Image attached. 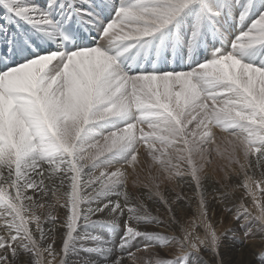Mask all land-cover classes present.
Segmentation results:
<instances>
[{
    "label": "snow or ice",
    "instance_id": "obj_1",
    "mask_svg": "<svg viewBox=\"0 0 264 264\" xmlns=\"http://www.w3.org/2000/svg\"><path fill=\"white\" fill-rule=\"evenodd\" d=\"M177 49L187 62L165 55ZM216 129L232 139L215 154L251 195L248 170L264 168V0H0V264H72L80 252L135 264L141 244L179 252L142 264H203L221 242L203 185ZM144 167L140 197L129 169ZM169 184L195 185L198 224L180 223L184 195ZM145 199L178 235L142 230L166 227ZM228 211L251 235L243 200ZM99 228L122 232L119 244ZM57 229L60 253L45 246ZM253 257L264 264V246Z\"/></svg>",
    "mask_w": 264,
    "mask_h": 264
},
{
    "label": "rangeland",
    "instance_id": "obj_2",
    "mask_svg": "<svg viewBox=\"0 0 264 264\" xmlns=\"http://www.w3.org/2000/svg\"><path fill=\"white\" fill-rule=\"evenodd\" d=\"M232 139L231 137H227L225 133L221 132L219 129L215 130V140L216 143L211 145V148L213 149L212 153V163L206 168L203 176V185L205 189V195L208 198L210 192H216L218 194H224L230 198V201L227 205L228 210L232 209L233 212H235L236 207L240 204L241 200H243L245 206L248 208L249 212L251 213V218L247 222L250 227L252 228V234L249 236L244 235V230L241 228H234L233 226L235 224H238L236 220L233 218V215L229 214L228 216L221 217L219 214L215 215L216 213H213L208 207V220L214 225L215 230L217 232V235L221 237L220 247L217 252H214L212 250L210 251V255H212V264H221V251L223 244L225 243V240L232 235L230 239H232L239 247H246L250 245H254L257 243V241H263L264 240V233H261L260 231V223L258 220L255 219L256 216H258L260 213V207L257 209V205L254 203L258 201V206H264V191H261L259 188L256 187V182H262L264 183V168H256L255 166L252 169H249V175L253 176L254 182L251 185L252 194H246V190L241 186H237L240 184V181L243 179V173L239 171V167L236 166L235 170L232 167L228 166V162L226 159H222L218 157L215 154V149L217 147L221 148L222 150L227 148L228 150H231V146L228 144V140ZM238 143V141H236ZM253 162L255 163V158L250 157ZM241 160L243 161V157L241 154ZM129 180H128V190L132 193H134L136 196L140 197H146L148 189L144 185L148 183V176L149 173L147 171V167L144 168H138V171L136 173H133L131 169H129ZM226 174L231 177V179L226 178ZM139 181V186H135V182ZM206 181V182H204ZM217 183V184H216ZM168 193L171 194L173 197L178 192H182L184 195V199L178 203L183 204L184 212L180 216V223L187 225L192 221H196V223H199V219L197 216V205L199 202V198L195 191V185H192V187H188L187 184L183 186H176L174 184H169L168 186ZM217 187V188H216ZM240 187V188H239ZM163 188V186H162ZM238 188V189H237ZM209 189V191H208ZM240 189V190H239ZM239 190V191H237ZM208 191V193H207ZM222 194V195H223ZM235 195V196H234ZM253 196H255V199H253ZM235 197V198H234ZM251 198V199H250ZM233 199V200H232ZM235 199V200H234ZM196 201V202H195ZM208 201V199H207ZM233 201V202H232ZM145 203L148 204L150 201L145 199ZM152 204V202H151ZM149 205V204H148ZM157 212V215L160 216V218L165 221L166 227H154L155 231L157 233H160L161 235H166L168 237H172L173 235H178V232H173L168 229L167 227V221L169 217L165 215L164 213L157 210V207H163L160 205H154ZM64 209H56L53 211V215L60 216L63 213ZM186 212V213H185ZM212 212V213H211ZM254 221V222H253ZM232 224V225H231ZM240 225V224H239ZM259 225V226H258ZM256 226V227H255ZM34 227V226H33ZM52 224L46 222L45 228H51ZM175 227L178 229L179 224L175 225ZM201 228V229H200ZM198 229V234L203 237L204 235V229L203 227H200ZM200 230V231H199ZM231 230V231H230ZM97 231L100 232L101 235H104L106 239L109 240H115L117 235H122V232L113 231L112 229H104L99 228ZM62 232V233H61ZM227 233V235H225ZM229 233V234H228ZM63 229H57L55 232H52L49 234V238L47 241H45V246L47 243H54V247L56 249V252L59 253L63 244ZM96 234V233H93ZM60 237V238H59ZM116 243V242H115ZM56 244V245H55ZM60 244V245H59ZM91 243L88 244L89 247ZM135 244V242H134ZM264 246V244L260 245L258 249ZM59 247V248H58ZM137 247L142 248L141 245L134 246L130 249L132 253L136 256V262L135 264H142L143 261H147L148 259H155L160 258L162 260H168L175 258L176 255H178V248L176 246L172 247H165L163 245L158 246L155 249H150L148 252H145L143 250L137 251ZM160 249V250H159ZM257 249V250H258ZM59 250V251H58ZM157 250V251H156ZM206 249H203L204 251ZM201 251V252H202ZM178 253V254H177ZM208 253V254H209ZM197 255L196 253H193V255ZM86 255V256H85ZM89 253L87 252H80L76 255L72 256V264H85L87 262V259L89 258ZM139 255V256H138ZM46 257L45 259H51L48 257L47 253L44 254ZM139 258V259H138ZM60 256H57V262L55 264H59ZM218 260V261H217ZM129 264H133V261H129Z\"/></svg>",
    "mask_w": 264,
    "mask_h": 264
},
{
    "label": "bare ground",
    "instance_id": "obj_3",
    "mask_svg": "<svg viewBox=\"0 0 264 264\" xmlns=\"http://www.w3.org/2000/svg\"><path fill=\"white\" fill-rule=\"evenodd\" d=\"M206 182V181H204ZM217 184V183H216ZM238 186V185H237ZM241 187V186H240ZM239 187V188H240ZM217 188V187H216ZM238 189V188H237ZM240 190V189H239ZM237 190V191H239ZM253 190V189H252ZM209 191V189H208ZM207 191V193H208ZM223 194V193H222ZM222 194H218L215 191L214 192H210L208 199V207H210L211 211L213 213H216L215 215L219 214L221 217H226L228 216V208H227V204L230 201V198L226 195H222ZM235 196V195H234ZM235 198V197H234ZM251 199V198H250ZM233 200V199H232ZM235 200V199H234ZM255 204L257 205V209H259L258 206V201L254 200ZM196 202V201H195ZM233 202V201H232ZM152 214L155 216L157 215L156 209L153 206V203L151 204L148 203ZM209 211V210H208ZM211 212V213H212ZM186 213V212H185ZM258 213H260V211H258ZM254 222V221H253ZM232 225V224H231ZM259 226V225H258ZM155 226L154 225H143L142 226V230H148V231H152V232H156L155 231ZM235 229L236 228H240L239 223L235 224L233 226ZM252 227V226H251ZM256 227V226H255ZM201 229V228H200ZM200 231V230H199ZM62 233V232H61ZM229 234V233H228ZM62 235V234H61ZM264 235V234H263ZM120 236L121 235H117V237L115 238V240H110L111 243L113 245H118L120 242ZM202 237V236H201ZM232 237V235H230L226 240L225 243L223 244L222 247V251H221V264H253V253H255L258 249V247L262 244H264V240L263 241H257L256 244L254 245H250V246H246V247H239L236 242H234L232 239H230ZM60 238V237H59ZM116 242V243H115ZM56 243V242H55ZM56 245V244H55ZM60 245V244H59ZM92 244H90L91 246ZM94 246V245H92ZM59 248V247H58ZM160 250V249H159ZM209 249H206L202 252L199 253V257L202 260L203 264H212V255H210V251H208ZM59 251V250H58ZM157 251V250H156ZM60 253V252H59ZM179 253V252H178ZM177 253V254H178ZM209 253V254H208ZM86 256V255H85ZM89 258L87 259V262L85 264H97L99 257L94 256V255H88ZM139 256V255H138ZM195 256V254H194ZM46 258V257H45ZM50 258V257H49ZM139 259V258H138ZM59 260V259H58ZM130 261V260H129ZM218 261V260H217ZM56 262H57V258H56ZM55 262V263H56ZM54 263V264H55ZM126 264H129L128 260H126Z\"/></svg>",
    "mask_w": 264,
    "mask_h": 264
}]
</instances>
